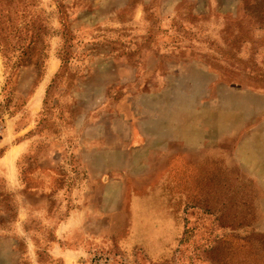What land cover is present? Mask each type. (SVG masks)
<instances>
[{"label": "rangeland", "instance_id": "rangeland-1", "mask_svg": "<svg viewBox=\"0 0 264 264\" xmlns=\"http://www.w3.org/2000/svg\"><path fill=\"white\" fill-rule=\"evenodd\" d=\"M264 264V0H0V264Z\"/></svg>", "mask_w": 264, "mask_h": 264}, {"label": "built area", "instance_id": "built-area-1", "mask_svg": "<svg viewBox=\"0 0 264 264\" xmlns=\"http://www.w3.org/2000/svg\"><path fill=\"white\" fill-rule=\"evenodd\" d=\"M88 264H112V258L105 253H95L90 257Z\"/></svg>", "mask_w": 264, "mask_h": 264}]
</instances>
